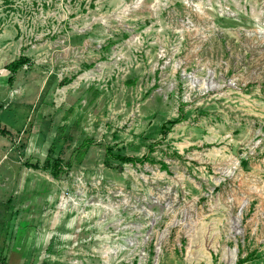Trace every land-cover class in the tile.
Wrapping results in <instances>:
<instances>
[{
  "label": "rangeland",
  "instance_id": "374dc122",
  "mask_svg": "<svg viewBox=\"0 0 264 264\" xmlns=\"http://www.w3.org/2000/svg\"><path fill=\"white\" fill-rule=\"evenodd\" d=\"M0 255L264 264V0H0Z\"/></svg>",
  "mask_w": 264,
  "mask_h": 264
},
{
  "label": "trees",
  "instance_id": "16d2710c",
  "mask_svg": "<svg viewBox=\"0 0 264 264\" xmlns=\"http://www.w3.org/2000/svg\"><path fill=\"white\" fill-rule=\"evenodd\" d=\"M26 61H27V58H25L24 56L18 58V59L14 62V64H12V66H11V71L14 72L15 69H16L17 67H19L21 64H23V63L26 62ZM89 143H90V142H88V141L84 142V144L81 145L80 147H78L77 150H79L80 148H82V146L87 147V146L89 145ZM80 153H81V152H80ZM80 155H81V154H80ZM106 155H108V156H110V157H113L114 159H118V160H120V161H122V162H123V161H124V162H126V161H130V162L141 161V159H140V158H137V157L124 156V155H120V154H114V153L112 152V149L109 148V147L106 148ZM61 164H62V159H61V158H57V159H55V160L52 162V166H51V167H52V170L55 171V172H57L58 169H60V165H61ZM0 264H5V258L2 257L1 255H0Z\"/></svg>",
  "mask_w": 264,
  "mask_h": 264
}]
</instances>
